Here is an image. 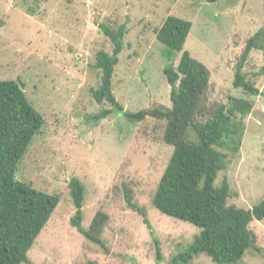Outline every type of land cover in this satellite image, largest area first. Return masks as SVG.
I'll list each match as a JSON object with an SVG mask.
<instances>
[{
  "label": "rangeland",
  "instance_id": "obj_1",
  "mask_svg": "<svg viewBox=\"0 0 264 264\" xmlns=\"http://www.w3.org/2000/svg\"><path fill=\"white\" fill-rule=\"evenodd\" d=\"M170 15L193 22L186 49L212 72L211 101L245 96L234 86L235 72L248 39L264 24V0H0V79L22 82L45 118L18 177L61 197L29 251L36 264H170L201 231L152 202L173 153L164 140L167 122L151 116L133 122L118 112L93 118L113 108L91 92L101 85V71L94 67L97 52L113 49L102 24H127L113 79L125 109L172 106L163 71L172 61L157 39ZM244 70L260 94L245 119L240 150L230 156L220 181L225 176L230 181L229 204L252 208L264 199V52L254 50ZM73 177L86 187L83 225L89 229L100 211L109 215L102 234L105 248L71 222L76 213L69 187ZM126 186L147 211L150 225L128 205ZM252 228L260 249H250L240 264H264V220L255 219ZM190 264L217 263L200 254Z\"/></svg>",
  "mask_w": 264,
  "mask_h": 264
},
{
  "label": "trees",
  "instance_id": "obj_2",
  "mask_svg": "<svg viewBox=\"0 0 264 264\" xmlns=\"http://www.w3.org/2000/svg\"><path fill=\"white\" fill-rule=\"evenodd\" d=\"M101 27L113 49L97 52L94 67L101 71V85L91 92L99 103L109 102L113 108L104 109L93 118L118 112L133 122L148 116L167 122L164 140L173 146V153L152 202L162 213L201 228L170 264H190L200 254L208 255L217 264H240L250 249H260L252 223L255 219L264 220V199L252 208L229 204L231 184L227 176L220 181V174L228 169L230 156L239 152L245 119L254 109V97L260 94L244 69L254 50L264 52V24L248 39L235 72L234 86L246 97L230 96L227 102H212L208 96L212 72L186 49L193 22L168 16L157 30V39L172 61L163 69L171 86L172 106L138 112L125 109L113 85L125 48L127 24ZM44 125L45 118L29 100L24 84L0 79V264H36L29 251L61 201L59 194L38 190L18 177L19 164ZM69 187L76 207L71 222L88 240L105 248L102 234L109 215L98 212L90 228H86V187L78 177L70 179ZM125 194L128 205L150 225L147 211L135 202L131 188L126 186ZM158 255L160 259V248Z\"/></svg>",
  "mask_w": 264,
  "mask_h": 264
}]
</instances>
